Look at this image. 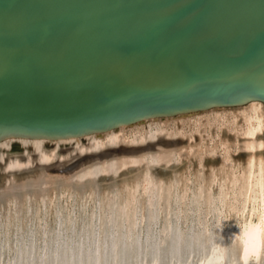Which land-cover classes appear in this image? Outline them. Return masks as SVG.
<instances>
[{
  "label": "bare ground",
  "instance_id": "6f19581e",
  "mask_svg": "<svg viewBox=\"0 0 264 264\" xmlns=\"http://www.w3.org/2000/svg\"><path fill=\"white\" fill-rule=\"evenodd\" d=\"M262 105L251 99L74 137L0 140V264H207L206 254L231 264L241 254L232 242L238 225L264 221ZM226 108L242 109L245 168L238 173L226 155L221 178L202 162L184 176L177 157L197 140L181 120ZM216 115L209 122L224 126Z\"/></svg>",
  "mask_w": 264,
  "mask_h": 264
},
{
  "label": "water",
  "instance_id": "95a60500",
  "mask_svg": "<svg viewBox=\"0 0 264 264\" xmlns=\"http://www.w3.org/2000/svg\"><path fill=\"white\" fill-rule=\"evenodd\" d=\"M264 100V0H0V140Z\"/></svg>",
  "mask_w": 264,
  "mask_h": 264
},
{
  "label": "rangeland",
  "instance_id": "374dc122",
  "mask_svg": "<svg viewBox=\"0 0 264 264\" xmlns=\"http://www.w3.org/2000/svg\"><path fill=\"white\" fill-rule=\"evenodd\" d=\"M262 108H264V105H262ZM214 115H216V116L225 115V117L227 119V123L223 126V125L219 124L217 121H213L214 123L212 122L213 124H211L209 122V120L213 119ZM196 119H197L198 122H196V124H195L194 122H195ZM239 121H240V123H239ZM241 123L243 124V113H242V109L241 108L236 109L235 112H233L232 108H228V109L226 108V109H223V110L221 109V110H218V111H209L208 110L206 112L200 113V114L195 115V116L184 117L181 120V126L184 128L186 133L190 137L195 138L197 140V143H198V144L196 143L194 145V146H196L195 147V149H196L195 151L196 152L194 151L193 148L189 147L188 150L186 149L185 151H182L180 154L178 153L179 156L177 157L178 158L177 162H178V164L182 165V171L181 172H185V173H183L184 176L185 175H189L190 172L194 171L195 167L199 166L200 163L202 162V164L199 166V168H201L207 174H209L210 171H212L214 169L217 172V177H218V175H220V177H218V178H221V176H223V174H224V171L221 168L222 166H221L220 162L223 160V156H226V155L229 157V163H232L233 165H236L238 173H240L241 169L245 168L246 163H247V158H246V155H245L246 148H245V145L242 144V143H244V139H243V133H242V130H241V128H242V124ZM168 125L169 126H173V127L177 126L175 120H171L168 123ZM198 127H199V129H198ZM200 129H202V130H200ZM201 135H202V138H201ZM236 135H237V137H236ZM233 139H234L235 142L234 141L232 142ZM223 140H224V142L226 141L225 142L226 144L228 142L230 143V145H229V143L227 145L225 144L226 149L222 145ZM210 141L211 142L213 141L212 142L213 144ZM200 144L202 145V147H199V146H201ZM210 144H211L212 147L210 146ZM236 145H238V146H236ZM239 145H241V146H239ZM213 146L216 147L217 152H216V150L214 152H210L209 151V149H212ZM242 146L244 147L243 150H242V148H243ZM232 149H233V151H232ZM199 150H200V152H198ZM192 153H194V154H192ZM230 153H231V155H230ZM183 154L184 155L186 154V155L184 156ZM181 156H183V157H181ZM231 157H233L232 158L233 160L231 159ZM263 158H264V156H263ZM263 158H262V161H263L262 164H264V159ZM188 161H189V163H188ZM240 163H242V164H240ZM210 164L213 165V166H211ZM263 169H264V167H263ZM216 187H217V184H216V186L214 185L215 189H216Z\"/></svg>",
  "mask_w": 264,
  "mask_h": 264
},
{
  "label": "clouds",
  "instance_id": "9594fccd",
  "mask_svg": "<svg viewBox=\"0 0 264 264\" xmlns=\"http://www.w3.org/2000/svg\"><path fill=\"white\" fill-rule=\"evenodd\" d=\"M239 231L232 236V242H239L241 254L234 257L231 264H262L264 260V221H261L260 227L255 228L247 224L238 225ZM215 247V245H211ZM257 253L258 256H257ZM207 255V264H222V257L217 259L211 254Z\"/></svg>",
  "mask_w": 264,
  "mask_h": 264
}]
</instances>
